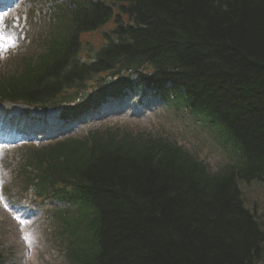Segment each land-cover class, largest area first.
<instances>
[{"label":"trees","instance_id":"1","mask_svg":"<svg viewBox=\"0 0 264 264\" xmlns=\"http://www.w3.org/2000/svg\"><path fill=\"white\" fill-rule=\"evenodd\" d=\"M123 1L134 23L122 38L131 36L133 43L114 45L105 56L149 51L174 65V81L190 94L192 110L222 120L241 141L246 162L221 175L181 171L154 162L153 145L114 142L96 149L95 165L76 162L68 168L71 144L62 147L57 157L63 160L50 161L51 175L84 185L100 210L102 230L89 237L102 253L83 264H258L264 228L244 205L236 179L264 182V157L255 155L264 153V0ZM97 9L70 13L79 27L92 29L106 19ZM76 29L64 26L60 50L40 67L50 66L28 81L33 95L40 93L34 99L56 89L55 83L46 85L50 73L57 80L64 70L73 79L95 63L101 67L76 60L82 46ZM16 84L0 83V89L29 96ZM78 224L79 219L71 222L73 237Z\"/></svg>","mask_w":264,"mask_h":264},{"label":"rangeland","instance_id":"2","mask_svg":"<svg viewBox=\"0 0 264 264\" xmlns=\"http://www.w3.org/2000/svg\"><path fill=\"white\" fill-rule=\"evenodd\" d=\"M30 7V2L22 0L15 7L14 12L12 13L14 32L11 34L10 42L13 43L16 41L19 49L18 52L20 54L32 48V44L30 42L31 36L39 38L43 33H45L47 27L46 19L49 12L47 10L48 5L47 8H45V6H36V11L31 10ZM96 36L97 35L94 33L89 36H85V38L93 40ZM21 42L23 43L20 45ZM133 117L139 118L142 117V115ZM177 119L175 120V118H170L165 122V125L171 126L174 123H177L175 128L178 132L180 141L190 143L191 149H195L196 147L200 148L202 153L210 151V154H213L217 161L222 162L223 156L214 144V138L211 135L203 130L195 128L192 120L190 119H188L187 123L181 121L177 122ZM195 125L197 126V124ZM259 153L261 154L262 152L255 151V155L258 158H261ZM238 185L242 186L240 189L245 204L250 208H254V213L257 217H259L261 213L264 212V189L258 183H251L250 185V183L238 182ZM7 190L8 187L4 188L5 192H7ZM0 221V239L6 238L8 240V245H10L11 254L13 255L9 264H28L29 261H27L26 243L32 240L30 233L19 228L22 227L20 222L14 220L13 218H9L2 209H0ZM25 237H27V239H25ZM35 244H38V242H35ZM30 255L31 257H29V260H34L37 264H45V260L38 253H36L34 249ZM260 264H264V258Z\"/></svg>","mask_w":264,"mask_h":264},{"label":"bare ground","instance_id":"3","mask_svg":"<svg viewBox=\"0 0 264 264\" xmlns=\"http://www.w3.org/2000/svg\"><path fill=\"white\" fill-rule=\"evenodd\" d=\"M167 42H168V41H167ZM143 53H144L145 55H149V54H150L149 51H148V52H143ZM239 136H240V135H239ZM244 141H245V140H244ZM245 142H246V141H245ZM246 143H247V142H246ZM247 145H248V144H247ZM263 154H264V153H261V154L259 153L260 157H264ZM258 159H259V158H258ZM258 218H259V220H258L259 222H263V223H264V214L260 215ZM263 243H264V242H263ZM263 249H264V247H263Z\"/></svg>","mask_w":264,"mask_h":264},{"label":"snow or ice","instance_id":"4","mask_svg":"<svg viewBox=\"0 0 264 264\" xmlns=\"http://www.w3.org/2000/svg\"><path fill=\"white\" fill-rule=\"evenodd\" d=\"M21 223H23V221H21ZM25 239H27V237H25Z\"/></svg>","mask_w":264,"mask_h":264}]
</instances>
